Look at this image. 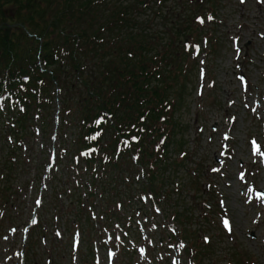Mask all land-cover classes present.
I'll list each match as a JSON object with an SVG mask.
<instances>
[{
  "label": "rangeland",
  "instance_id": "1",
  "mask_svg": "<svg viewBox=\"0 0 264 264\" xmlns=\"http://www.w3.org/2000/svg\"><path fill=\"white\" fill-rule=\"evenodd\" d=\"M213 7L214 20L203 21L212 43L202 45L193 75L182 88L175 87L182 93L174 113L181 151L169 147V158L179 165H166L155 175L152 187L162 183L161 200L139 189L149 182L131 161L118 166L129 167L134 180L139 175L134 189L113 185L108 177L102 180L109 183L102 192L105 200L72 193L74 206L93 201L108 214L124 203L131 209L122 211L148 213L132 264H264V0H217ZM57 105L54 99L46 135L34 127V134L12 151L0 148V264H62L56 254L70 264L69 220L80 213L70 206L69 189L74 180L86 184L88 178L72 169V125L60 127L64 144L55 139ZM53 150L59 165L46 172ZM124 192L132 193L131 203ZM97 234L94 224L75 233L74 257L84 261L88 252L92 258L91 240H96L95 264H112L115 257L106 255L107 245Z\"/></svg>",
  "mask_w": 264,
  "mask_h": 264
},
{
  "label": "trees",
  "instance_id": "2",
  "mask_svg": "<svg viewBox=\"0 0 264 264\" xmlns=\"http://www.w3.org/2000/svg\"><path fill=\"white\" fill-rule=\"evenodd\" d=\"M216 1L0 0V148L12 151L35 126L47 134L57 90L56 139L64 144L60 127L72 125V155L82 163L73 170L88 178L72 182L69 203L72 193L103 196L108 177L134 189L139 175L134 180L129 167L118 166L131 154L149 182L139 189L161 200L162 183L152 187L155 175L179 165L169 147L181 151L174 113L182 93L175 87L193 75L192 47L212 43L203 21L214 20ZM3 135L8 142H1ZM124 194L131 203L132 193ZM92 202H77L80 218L69 221L80 229L101 221L102 214L91 216ZM55 258L61 261L60 254Z\"/></svg>",
  "mask_w": 264,
  "mask_h": 264
},
{
  "label": "snow or ice",
  "instance_id": "3",
  "mask_svg": "<svg viewBox=\"0 0 264 264\" xmlns=\"http://www.w3.org/2000/svg\"><path fill=\"white\" fill-rule=\"evenodd\" d=\"M33 222H35V221H33ZM224 223H225V227L227 228L228 227V222L227 221H224Z\"/></svg>",
  "mask_w": 264,
  "mask_h": 264
}]
</instances>
